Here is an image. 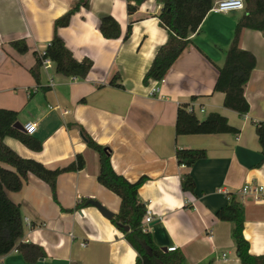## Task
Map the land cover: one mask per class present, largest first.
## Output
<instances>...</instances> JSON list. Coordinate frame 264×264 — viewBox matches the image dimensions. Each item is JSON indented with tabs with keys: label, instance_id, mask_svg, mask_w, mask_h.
<instances>
[{
	"label": "crops",
	"instance_id": "1",
	"mask_svg": "<svg viewBox=\"0 0 264 264\" xmlns=\"http://www.w3.org/2000/svg\"><path fill=\"white\" fill-rule=\"evenodd\" d=\"M76 1L0 0V107L17 111V123L23 127L36 123L30 135L43 147L35 151L10 136L4 142L48 168L64 167L78 154L85 159L82 169L57 177V200L50 186L32 174L21 190L9 192L21 208V241L40 244L46 255L27 263L15 247L0 256V264H136L135 249L111 218L92 202L75 209L82 199L95 200L113 214L120 207L119 196L97 180L98 153L89 147L82 129L110 150L116 172L130 181L146 177L138 193L154 213L147 229L157 246L176 247L188 264H240L231 222L216 217L234 195L243 209L250 253L264 254V201L240 192L247 183L264 188V160L256 133V123L264 122V33L247 28L241 34V47L256 57L245 86L250 109L244 115L225 107V94L214 90L244 10H210L165 81L144 84L156 50L168 36L157 17L162 5L147 0L130 15L129 0H90L89 8L81 7L69 25L59 29L77 59L93 60L88 76H65L52 65L42 67L38 86L29 72L34 52L45 50L55 19ZM105 15L119 22V37L101 33L100 19ZM16 39H25L29 50L14 49L9 43ZM115 75L120 86L110 83ZM153 87L159 88L155 94ZM184 103L199 119L220 113L239 132L176 135L177 109ZM177 148H204L207 157L193 166L179 164ZM187 173L195 179L194 192L182 188Z\"/></svg>",
	"mask_w": 264,
	"mask_h": 264
},
{
	"label": "trees",
	"instance_id": "2",
	"mask_svg": "<svg viewBox=\"0 0 264 264\" xmlns=\"http://www.w3.org/2000/svg\"><path fill=\"white\" fill-rule=\"evenodd\" d=\"M133 1V3L131 2ZM147 0H129L127 10L130 15ZM162 5L157 15L159 23L167 30L166 41L160 45L147 69L143 83L151 80L159 81L165 77L173 63L191 43L190 35L198 30L211 10L213 0H156ZM244 14L238 19L233 39L226 51L225 60L219 67L215 91L225 94V107L236 111L240 115L247 114L250 109L245 97V86L256 66L255 55L240 45L241 34L244 29L260 30L264 33V0H244ZM90 0H77L64 14L54 21V35L43 52H34L35 62L29 68L36 84L40 85L43 60L52 61L56 72L65 76L84 79L88 76L93 60L89 57L77 59L65 40L59 34V29L69 25L72 16L81 7L89 8ZM133 20L130 21L125 39L131 33ZM99 29L106 38H117L121 34L119 22L112 15L102 16ZM20 53L29 50L25 39L12 40L9 43ZM118 75L111 80L117 83ZM189 104H181L177 109L176 135L189 134H219L239 132L228 119L220 113H210L206 118L199 119ZM18 112L0 107V256L17 248L27 263H33L45 257L44 248L34 242H23L24 225L20 205L14 202L9 192H17L28 181L29 175L45 181L51 188L53 198L57 200V177L68 171L82 169L85 159L78 154L74 161L64 167L48 168L42 162L19 155L8 146L4 139L14 137L32 150L40 151L43 147L41 140L28 134L16 126ZM256 133L261 144L264 160V122L256 123ZM82 134L89 147L98 153L99 170L97 180L120 198V207L111 217V221L118 231L122 232L127 241L135 249L136 264H188L183 252L179 249L164 250L157 246L151 233L142 225V218L146 205L139 198V188L146 180L142 176L136 181H130L115 171L111 164L110 150L97 144L93 138L82 129ZM176 157L179 164L193 166L197 161L207 157L204 148H177ZM183 190L194 192L195 179L191 173L184 174L181 179ZM92 199H82L75 206L79 209L91 203ZM216 217L232 224V238L240 264H264V254L254 255L249 251V241L245 238L243 209L234 195L216 212ZM124 226H129L125 230Z\"/></svg>",
	"mask_w": 264,
	"mask_h": 264
},
{
	"label": "built area",
	"instance_id": "3",
	"mask_svg": "<svg viewBox=\"0 0 264 264\" xmlns=\"http://www.w3.org/2000/svg\"><path fill=\"white\" fill-rule=\"evenodd\" d=\"M242 5V6H241ZM245 1L244 0H216L212 5L211 10L215 12H229L234 10H244ZM53 65L52 61L48 58L43 60V67L48 68ZM165 79L162 78L159 81H156L158 84L164 82ZM159 91L158 87H153L151 94H155ZM190 110L193 108L190 106ZM24 129L28 134H33L36 130V123L28 122L24 125ZM241 194H250L254 196L255 199L264 201V188L263 186L257 183H247L241 188ZM154 213L150 207L146 208L145 214L142 218V225L147 228L148 224L151 223L154 219ZM176 247H170L169 250H175Z\"/></svg>",
	"mask_w": 264,
	"mask_h": 264
},
{
	"label": "water",
	"instance_id": "4",
	"mask_svg": "<svg viewBox=\"0 0 264 264\" xmlns=\"http://www.w3.org/2000/svg\"><path fill=\"white\" fill-rule=\"evenodd\" d=\"M16 126L19 128V129H21V130H23V131H25V129H24V127L21 125V124H19V123H16ZM92 203L94 204V205H96L102 212H103V214L105 215V216H107L108 218H111V217H113V213L112 212H110L109 210H107V208H105L101 203H99V202H97V201H92ZM124 228H125V230L127 231V230H129V226H124ZM165 251L166 250H168L167 248H163Z\"/></svg>",
	"mask_w": 264,
	"mask_h": 264
},
{
	"label": "clouds",
	"instance_id": "5",
	"mask_svg": "<svg viewBox=\"0 0 264 264\" xmlns=\"http://www.w3.org/2000/svg\"><path fill=\"white\" fill-rule=\"evenodd\" d=\"M242 6V5H241Z\"/></svg>",
	"mask_w": 264,
	"mask_h": 264
}]
</instances>
